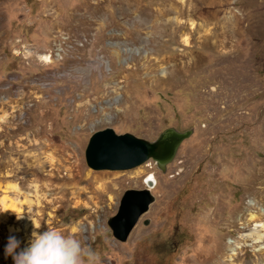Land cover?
Wrapping results in <instances>:
<instances>
[{
  "label": "rangeland",
  "instance_id": "374dc122",
  "mask_svg": "<svg viewBox=\"0 0 264 264\" xmlns=\"http://www.w3.org/2000/svg\"><path fill=\"white\" fill-rule=\"evenodd\" d=\"M63 35L86 41L63 38L60 56ZM106 128L194 133L165 169L96 171L85 151ZM150 175L155 202L121 242L108 220ZM14 203L23 211L4 220ZM256 224L264 0H0V264L9 236L21 250L47 229L101 264H264Z\"/></svg>",
  "mask_w": 264,
  "mask_h": 264
},
{
  "label": "water",
  "instance_id": "95a60500",
  "mask_svg": "<svg viewBox=\"0 0 264 264\" xmlns=\"http://www.w3.org/2000/svg\"><path fill=\"white\" fill-rule=\"evenodd\" d=\"M194 130H165L155 141L139 138L131 133L117 134L113 128L95 132L85 151L88 167L96 171H125L137 168L153 159L160 169L171 164L184 141ZM146 188L128 189L124 192L117 213L108 220L114 238L127 242L135 226L155 202L152 189L156 180L145 179ZM149 222H146L147 225ZM20 250L17 249V252ZM3 264H14L11 256L1 259Z\"/></svg>",
  "mask_w": 264,
  "mask_h": 264
},
{
  "label": "clouds",
  "instance_id": "9594fccd",
  "mask_svg": "<svg viewBox=\"0 0 264 264\" xmlns=\"http://www.w3.org/2000/svg\"><path fill=\"white\" fill-rule=\"evenodd\" d=\"M23 215H17L22 219ZM34 229H39L34 224ZM20 241L9 236L5 256H11L14 264H101L100 256L80 239L54 229L43 233L33 231L27 247L17 252Z\"/></svg>",
  "mask_w": 264,
  "mask_h": 264
},
{
  "label": "bare ground",
  "instance_id": "6f19581e",
  "mask_svg": "<svg viewBox=\"0 0 264 264\" xmlns=\"http://www.w3.org/2000/svg\"><path fill=\"white\" fill-rule=\"evenodd\" d=\"M44 60H47L48 62L51 61L48 57H47V59L45 58ZM149 177H152L153 179H155L154 175H150ZM10 189L13 190L16 193H19V187L18 186H12V187H10ZM22 208H23V205L16 204V203L12 204L10 207L9 206L6 207L5 208V213H4V216H3L4 220H8L12 215H14L16 213H21L23 211ZM256 226L257 227H264L263 224H260V225L256 224ZM260 237L262 238V236H260Z\"/></svg>",
  "mask_w": 264,
  "mask_h": 264
},
{
  "label": "built area",
  "instance_id": "2783aa9c",
  "mask_svg": "<svg viewBox=\"0 0 264 264\" xmlns=\"http://www.w3.org/2000/svg\"><path fill=\"white\" fill-rule=\"evenodd\" d=\"M63 38H71V37L69 35H63L59 39V43H57V46H58V51H59L58 55H60V56H62L63 54L68 55V52H66L65 48H63ZM85 41H86V39H84V44H85ZM84 44L83 45H76V44H74V40L71 38V47L84 46ZM49 59L52 61V55H49Z\"/></svg>",
  "mask_w": 264,
  "mask_h": 264
}]
</instances>
